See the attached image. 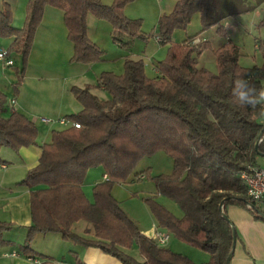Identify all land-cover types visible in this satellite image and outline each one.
Segmentation results:
<instances>
[{
    "label": "trees",
    "instance_id": "obj_1",
    "mask_svg": "<svg viewBox=\"0 0 264 264\" xmlns=\"http://www.w3.org/2000/svg\"><path fill=\"white\" fill-rule=\"evenodd\" d=\"M126 1L107 6L99 0H28L21 29L13 27L12 10L3 2L0 37L13 38L7 54L16 52L23 58V66L15 69L18 80H22L46 6L63 11L67 40L73 46L70 62L88 64L99 59L100 51L87 36V14L110 22L114 33L132 37L139 23L123 15ZM215 8L214 0H178L171 13L159 19L160 42H168L175 29H185L195 13L200 15L203 31L218 25L226 15L215 16ZM260 22L264 24V17ZM222 30L219 26L218 32ZM194 39L171 44L166 58L157 64L155 77L145 75L141 60L127 59L122 74L103 72L95 86L71 87L81 110L68 118L79 128L53 130L51 141L40 146L38 163L20 182L31 188L32 215L20 254L35 256L30 248L33 234L57 233L80 246L99 248L123 264H196L141 233L111 194L115 184L131 180L142 157L159 151L172 159V171L150 176L148 168L134 180L147 177L157 194L177 203L183 213L180 218L153 198H144L159 227L210 254L209 261L202 264H225L232 250L236 235L223 217L224 206H243L255 217L264 218V211L246 196L238 177L248 165H257L255 143L261 131L258 151L264 154V108H242L232 95L238 78L264 89V62L242 67L238 46L227 39L214 50L218 72L212 73L197 66L196 55L206 45H195ZM257 49L264 59V42L258 40ZM97 88L110 99L95 95L92 90ZM6 101L0 92V148L19 152L36 146L37 126L16 110L4 116ZM96 168L107 179L92 187L90 201L82 185L87 172ZM80 220L91 224L93 237L73 231V224ZM5 228L6 224H0V244L5 242Z\"/></svg>",
    "mask_w": 264,
    "mask_h": 264
},
{
    "label": "rangeland",
    "instance_id": "obj_2",
    "mask_svg": "<svg viewBox=\"0 0 264 264\" xmlns=\"http://www.w3.org/2000/svg\"><path fill=\"white\" fill-rule=\"evenodd\" d=\"M6 1L12 10V21L13 19L17 20L16 16H19L21 12L26 11L27 0ZM99 1L109 6L116 0ZM177 1H126L123 15L129 20L139 23L138 32L132 37L114 33L110 22L100 20L92 13H88L87 36L100 51L99 59L88 64L70 62L69 56L70 51H73V46L67 40L65 32H61V26L65 29L62 18L55 14L42 16V26L40 22V26L36 29L25 60L21 82L18 80L15 69L18 67L20 70L23 66L22 56L16 52L10 55V58L14 60V67L6 66L4 61L0 60V92L6 96L7 100L15 99L14 105H9L6 102L5 109L19 110L30 120H33L40 131L37 142L43 143L49 140V137L44 136L47 131L43 126L49 127V133L52 130H63L70 127L71 121L68 117L77 112L75 107H80L74 100L70 87L72 85L84 87L86 84L95 86L103 72L120 75L124 72V62L127 59L141 60L145 75L150 78L155 77L158 74L157 64L166 58L171 44H182L195 38V45H200V43L206 45V48H202L201 53L196 55L197 66L217 73L218 65L214 50L218 47L219 42L216 40L218 29L213 26L203 31L198 13L192 15L185 29H175L168 42L161 43L158 40L161 39L158 28L159 19L161 16L171 13ZM214 4L216 7L215 16L232 14L237 21L236 24L242 33L244 44L240 47L239 64L242 67L260 66L264 59H262L261 52L254 48V41L264 42V24L260 22L264 17V0H214ZM54 11L57 15H61L59 9L55 8ZM9 45L8 38L0 37V49L5 50ZM94 94L102 100L110 99L107 92L98 90V88ZM61 118L65 119L67 124H59L58 121ZM44 119L48 121L46 122ZM3 152L7 155L2 156L6 157L7 161H12L13 151L1 148L0 153ZM256 164L264 169V156H258ZM148 168L150 176L169 174L172 171V159L163 151L142 157L135 166L131 180L126 184V189L133 192L134 195L130 199L119 201V205L139 228L148 229L146 234L150 235L155 219L144 201L145 197L153 198L176 216H180L182 211L171 198L156 194L154 183L147 177H138L137 180H134L135 175L145 174V170ZM154 194L155 197H153ZM256 206L264 209V202L256 201ZM173 241L172 236L167 244Z\"/></svg>",
    "mask_w": 264,
    "mask_h": 264
},
{
    "label": "crops",
    "instance_id": "obj_3",
    "mask_svg": "<svg viewBox=\"0 0 264 264\" xmlns=\"http://www.w3.org/2000/svg\"><path fill=\"white\" fill-rule=\"evenodd\" d=\"M0 1V5L3 2H7L6 0ZM54 10L55 8L53 9V7L46 6L44 8L43 17L45 15L49 16L55 14L59 18L61 17L63 21V11L60 10L61 15H57ZM25 16L26 11L16 16L17 20L13 19L12 21L13 27L21 29L24 26ZM42 22L40 24L41 26ZM236 22L232 14H227L221 18L219 24L215 27L218 29V27L221 26L223 30L222 33L218 32L216 40L217 42L219 41L218 46H220L225 43L227 39H231L238 46L240 55V47L244 44L242 33ZM62 31H64L67 36L66 26L65 29L61 26V32ZM8 40L11 44L13 38H8ZM257 42L258 40L254 41L255 49H257L255 47ZM0 50L4 49L1 48ZM5 50H7V48H5ZM72 53L73 51H70L69 58ZM98 90L102 89L98 88ZM94 91H97V89L92 90L93 93ZM6 102L8 103V100ZM79 106V108L75 107L77 112L81 110V105L79 104ZM12 110L16 109L7 110L4 116H7ZM16 111L20 112L19 110ZM35 125L37 126V124ZM43 128L47 131L44 136L46 138L49 137L48 142H37L36 146L22 148L19 152L12 150L13 155L11 156L12 161L10 162L7 161L6 157L4 158V156H2L4 154L7 155V153H0V224H6V228L2 231V238L5 242L0 244V264H123L115 257L103 253L99 248L80 246L63 239L62 236L57 233L33 234L30 240V248L35 256L26 257L20 254L22 246L27 241L29 229L32 226L31 188L20 184V182L24 178L26 172L38 163V159L41 155L40 146L51 141L53 130L49 133V127L47 125L45 127L43 126ZM39 132L38 129V135ZM105 175L106 174L99 168L90 169L87 172L82 190L90 201H92V187L96 183L104 181ZM126 184L127 182L117 183L112 187L111 194L118 203H120L119 201L121 200L130 199L134 195L133 192L126 189ZM153 197H155V194ZM223 209L236 235L229 264H264V218L255 217L247 208L239 205L227 204ZM260 210L264 211V209ZM182 215L183 213H181L180 216H175L180 218ZM153 228L168 232L170 235L169 240L173 236L174 241L164 247L183 254L196 264L209 261L210 254L208 252L195 247L192 248L198 250L186 247L189 245L176 239L171 232L159 227L156 222L152 225L151 231ZM72 229L80 235L93 237V228L91 224L84 220L74 223ZM139 230L141 233L148 236L146 234L148 229L144 230L139 228ZM133 252H135V249H133Z\"/></svg>",
    "mask_w": 264,
    "mask_h": 264
},
{
    "label": "built area",
    "instance_id": "obj_4",
    "mask_svg": "<svg viewBox=\"0 0 264 264\" xmlns=\"http://www.w3.org/2000/svg\"><path fill=\"white\" fill-rule=\"evenodd\" d=\"M161 40V39H158ZM193 42H196L193 40ZM257 48V44H255ZM0 60H3L5 65L13 66L14 60L10 58L6 50H0ZM9 105L15 104V99L11 98L8 100ZM44 121H48L44 119ZM59 124L65 125L67 121L65 119H60ZM70 126L79 128V124L71 122ZM107 179V176H104ZM240 181L244 184L246 189V196L255 201L264 202V169L260 168L257 165H248L247 168L238 173ZM140 178H143L142 176ZM149 238L153 239L158 246H165L170 238L168 232L160 230L158 228H153Z\"/></svg>",
    "mask_w": 264,
    "mask_h": 264
},
{
    "label": "clouds",
    "instance_id": "obj_5",
    "mask_svg": "<svg viewBox=\"0 0 264 264\" xmlns=\"http://www.w3.org/2000/svg\"><path fill=\"white\" fill-rule=\"evenodd\" d=\"M232 95L234 101L242 108L256 106L264 108V89H257L254 84L246 79H236ZM261 114L264 115V111Z\"/></svg>",
    "mask_w": 264,
    "mask_h": 264
},
{
    "label": "water",
    "instance_id": "obj_6",
    "mask_svg": "<svg viewBox=\"0 0 264 264\" xmlns=\"http://www.w3.org/2000/svg\"><path fill=\"white\" fill-rule=\"evenodd\" d=\"M261 134H262V131L260 132L259 136H258V140L256 141L255 143V151L257 152L258 156H264V154H261L259 151H258V144H259V140H260V137H261ZM222 204H223V201L219 204V210L222 211ZM259 214H261V211H258ZM223 217L228 219L227 216L225 214H223ZM234 242H235V238H234ZM234 242H233V246L232 248L234 247ZM231 256H232V252H230V254L228 255L227 259H226V262L225 264H229V261L231 259Z\"/></svg>",
    "mask_w": 264,
    "mask_h": 264
}]
</instances>
